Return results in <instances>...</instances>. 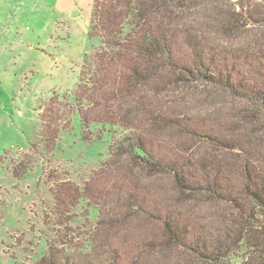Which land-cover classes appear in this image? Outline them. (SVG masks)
<instances>
[{"label":"trees","instance_id":"trees-1","mask_svg":"<svg viewBox=\"0 0 264 264\" xmlns=\"http://www.w3.org/2000/svg\"><path fill=\"white\" fill-rule=\"evenodd\" d=\"M88 36L68 122L123 133L89 236L33 264H264V0H94Z\"/></svg>","mask_w":264,"mask_h":264},{"label":"rangeland","instance_id":"rangeland-1","mask_svg":"<svg viewBox=\"0 0 264 264\" xmlns=\"http://www.w3.org/2000/svg\"><path fill=\"white\" fill-rule=\"evenodd\" d=\"M93 3L0 0V264L36 263L51 246L82 241L97 220L87 196L123 132L84 130L76 112L67 119L91 51ZM55 98L61 106L46 119L54 126L44 129L42 110Z\"/></svg>","mask_w":264,"mask_h":264}]
</instances>
